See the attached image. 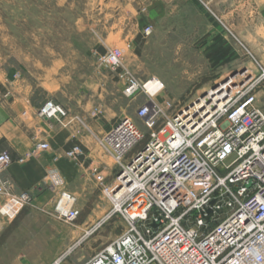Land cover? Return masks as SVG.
<instances>
[{
  "label": "built area",
  "instance_id": "built-area-1",
  "mask_svg": "<svg viewBox=\"0 0 264 264\" xmlns=\"http://www.w3.org/2000/svg\"><path fill=\"white\" fill-rule=\"evenodd\" d=\"M196 1L211 10L206 0ZM151 31L148 25L145 33ZM123 56L119 48L108 49L98 55L97 67L116 71ZM258 65V76L246 69L220 99L205 93L179 108L163 95L165 84L157 77L119 75L125 95L146 99L135 118L122 117L97 138L114 161V173L94 161L88 169L110 202L91 231L114 217L123 218L126 228L83 264H264V107L257 93L264 88V67ZM39 114L64 124L68 111L49 100ZM46 149L48 142H38L25 157ZM66 156L80 161L86 153L75 144ZM12 163L10 153L0 150V197L29 205L30 193H17L5 177ZM47 178L53 190L62 183L55 169ZM57 191L55 217L75 224L81 214L76 196Z\"/></svg>",
  "mask_w": 264,
  "mask_h": 264
},
{
  "label": "rangeland",
  "instance_id": "rangeland-1",
  "mask_svg": "<svg viewBox=\"0 0 264 264\" xmlns=\"http://www.w3.org/2000/svg\"><path fill=\"white\" fill-rule=\"evenodd\" d=\"M107 1L0 0V83L12 90L20 81L40 99L71 105L78 127L90 130L98 122V137H102L122 117L135 118L136 107L146 99L145 94H124L125 81L119 76L123 73L141 81L157 77L165 84L163 95L179 108L224 80L238 81L246 69L256 76L261 72L256 54L255 60L242 50L227 63H213L214 44L208 40L211 19L206 9L192 0H161L153 13L137 4L139 28L131 42L130 37L105 35V13L114 10L122 16L130 12L124 0H114L115 5H107ZM148 25L152 31L146 34ZM111 48L122 50L123 66L116 71L98 68V55ZM260 90L264 88L257 93ZM261 95L258 101L264 107V93ZM98 148L112 166L110 155ZM65 157L74 163L76 176L59 172L62 183L56 190L48 188L41 209L27 206L8 228L0 229V264H53L68 247L71 250L60 264H83L125 230V220L114 217L91 231L110 202L98 188H92L96 181L88 163L83 165L82 159L69 158L66 152ZM60 189L76 196L82 216L78 220H86L85 224L79 225L78 220L70 224L55 217L56 192ZM51 230L57 231L61 248L52 260L38 259L48 247ZM62 236L66 237L63 241Z\"/></svg>",
  "mask_w": 264,
  "mask_h": 264
},
{
  "label": "crops",
  "instance_id": "crops-1",
  "mask_svg": "<svg viewBox=\"0 0 264 264\" xmlns=\"http://www.w3.org/2000/svg\"><path fill=\"white\" fill-rule=\"evenodd\" d=\"M124 1L130 8L128 14L121 16L114 10L104 14L105 35L125 36L126 39L130 37L131 42L133 36L138 34L139 28L136 5L141 3L153 13L158 10L156 7L162 1ZM169 1L172 0L167 2L170 3ZM192 1L198 7H204L211 19L208 40L214 44L213 63H227L232 60L235 52L242 50L245 53L256 54L258 63L264 67V0H206L211 10L196 0ZM107 2V5L116 3L114 0ZM134 8L135 12L132 13ZM106 23L109 24L106 25ZM105 41L103 42L104 49L107 48ZM263 93L264 90H260L258 94L262 96ZM49 100L59 104L52 98L40 99L34 95L26 83L22 84L19 81L12 90L6 84L0 83V150H7L13 159L5 177L15 183L17 193L29 192L32 197V202L26 206L17 202H9L7 197H0V229L8 228L23 214L27 206L41 209L48 188L51 189L47 181L50 171L55 169L70 178L76 176L74 163L65 157V152L74 144H80L85 150L86 156L82 158L83 165L88 163L87 167H89L96 160L109 175L115 171L114 164L109 165L104 157L100 156L101 151L97 145L100 133L98 122H94V127L90 130L80 129L76 115L72 113V106L66 104H59L68 111V115L63 118L64 124L55 119L43 117L39 114V109ZM41 141L48 142L49 149L39 151L34 156L25 157L34 145ZM21 157L25 159L20 161ZM78 170H80L79 165ZM111 178L110 176L109 180ZM92 188H98L96 182ZM1 207H6V212H3ZM92 211L94 212L95 209ZM81 218L80 215L79 220ZM46 223L49 224L48 226L52 224L51 221ZM78 223L79 225L85 224L86 220ZM48 238L50 240L48 247L37 256L38 259L52 260L61 248L56 230H51ZM65 239V236L60 238L62 241Z\"/></svg>",
  "mask_w": 264,
  "mask_h": 264
},
{
  "label": "bare ground",
  "instance_id": "bare-ground-1",
  "mask_svg": "<svg viewBox=\"0 0 264 264\" xmlns=\"http://www.w3.org/2000/svg\"><path fill=\"white\" fill-rule=\"evenodd\" d=\"M235 81L232 79H230V81H225L222 82L221 84H219L218 86H216L214 89H212L211 91L207 92V98H209L210 100L216 101L218 99H220V97L223 95V93L225 92V89L229 88V85L232 83H234ZM149 90H153L155 89V85L154 84H148L147 85Z\"/></svg>",
  "mask_w": 264,
  "mask_h": 264
}]
</instances>
